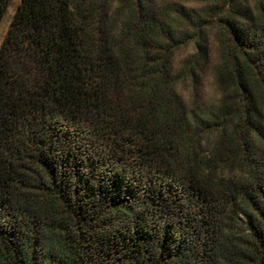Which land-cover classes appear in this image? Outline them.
Instances as JSON below:
<instances>
[{
  "label": "trees",
  "instance_id": "16d2710c",
  "mask_svg": "<svg viewBox=\"0 0 264 264\" xmlns=\"http://www.w3.org/2000/svg\"><path fill=\"white\" fill-rule=\"evenodd\" d=\"M241 2L208 12L227 91L197 116L141 0H19L0 43V264H264V0L258 19Z\"/></svg>",
  "mask_w": 264,
  "mask_h": 264
},
{
  "label": "rangeland",
  "instance_id": "374dc122",
  "mask_svg": "<svg viewBox=\"0 0 264 264\" xmlns=\"http://www.w3.org/2000/svg\"><path fill=\"white\" fill-rule=\"evenodd\" d=\"M141 1L147 12L154 16L155 22L169 31L170 40L162 41V44L174 91L188 114L205 116L220 105L227 91L217 78L221 49L216 40L214 23H217L219 18L216 15H208L215 0ZM241 1V6L245 7L253 18L258 19V0ZM18 2L19 0H8L0 24V43ZM261 109L264 114V107ZM261 123L264 128V118ZM259 145L264 153V139H261ZM256 169H264V159H258Z\"/></svg>",
  "mask_w": 264,
  "mask_h": 264
}]
</instances>
